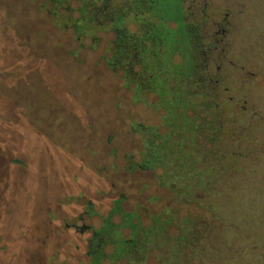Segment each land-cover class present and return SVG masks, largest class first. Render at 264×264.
Returning a JSON list of instances; mask_svg holds the SVG:
<instances>
[{"label": "rangeland", "instance_id": "obj_1", "mask_svg": "<svg viewBox=\"0 0 264 264\" xmlns=\"http://www.w3.org/2000/svg\"><path fill=\"white\" fill-rule=\"evenodd\" d=\"M51 1L0 0V264H88V239L115 207L147 225L149 213L172 205L169 188L157 185L160 170H132L130 161L141 159L152 128L167 131L164 106L141 83V90L127 84L119 62L108 65L116 48L113 17L112 27L122 30L126 23L134 35L123 32L118 40L131 55L151 47L147 35L158 23L116 20L126 0H105L104 6L100 0ZM53 3L73 19L84 5L94 7L91 30L85 28L90 33L76 37L72 27L57 23ZM216 3L221 14L238 21L224 57L213 54L210 77L220 81L217 93L230 101L232 116L243 110L263 116L264 0ZM187 7L184 22L192 19ZM149 9L144 4L136 11L143 16ZM140 30L144 34L135 36ZM201 51L194 50L199 59ZM174 52L170 48L165 57L172 54L173 66L180 65L176 54L183 52ZM189 59L203 68L192 54ZM174 86L170 80L164 87ZM151 198L162 203L150 204ZM194 213L185 206L177 215ZM110 219L118 222L119 216ZM169 231L175 233V226Z\"/></svg>", "mask_w": 264, "mask_h": 264}, {"label": "trees", "instance_id": "obj_2", "mask_svg": "<svg viewBox=\"0 0 264 264\" xmlns=\"http://www.w3.org/2000/svg\"><path fill=\"white\" fill-rule=\"evenodd\" d=\"M104 1L100 0L101 6ZM151 4L143 15L151 19L150 23H158L147 35L151 47L146 50L142 45L132 55L122 51L119 37L123 32L134 35L126 23L120 26L122 30L112 27L113 17L110 28L116 48L108 65L119 62L125 67L127 84L132 82L137 90L143 86L149 93H156L164 106L162 125L167 131L161 134L152 128L143 138L141 159L130 161L132 170H160L157 185L169 188L172 205L162 204L156 213H149L147 225L115 207L88 239V264H101L102 260L128 264H264V115L243 110L232 116L230 101L217 93L220 81L210 77L204 52L200 59L195 56L194 50L200 48L193 43L192 29L187 26L188 32L185 28L172 32L164 24L168 19L184 23V9L160 12ZM60 8L54 3L51 8L57 23L72 27L76 37L90 33L85 34V28L91 30L94 7L88 10L84 5L75 19ZM119 13L116 20L120 22L131 18ZM166 33L175 38H164ZM142 34L140 30L135 36ZM170 48L174 53L183 52L176 54L182 59L180 65L173 66L172 54L165 57ZM159 50L164 52L160 54ZM190 54L195 61L203 62V68L189 59ZM170 80L175 85L173 90L164 87ZM148 203L162 202L151 198ZM185 206H193L196 213L178 217L179 209ZM114 213L119 216L118 222L110 219ZM171 226H175V233L169 231Z\"/></svg>", "mask_w": 264, "mask_h": 264}, {"label": "flooded vegetation", "instance_id": "obj_3", "mask_svg": "<svg viewBox=\"0 0 264 264\" xmlns=\"http://www.w3.org/2000/svg\"><path fill=\"white\" fill-rule=\"evenodd\" d=\"M128 6L126 7L125 15L131 16L130 23L132 25H140V19L143 20V16L138 12L137 9L141 5H146L152 3L150 6L156 7L158 11H174L180 12L184 9V6L188 4L186 8L188 10L189 17L187 22H179L178 20L168 19L164 24L171 27L173 25L172 32H178L180 29L189 27L192 29L194 35L193 43L198 48L205 49V61L209 66L212 63L211 59L214 58V53L219 51V58L222 59L220 53L223 52L225 48L229 47L232 42V32L235 30L234 26L237 24L233 16H227L221 14L219 8H217L218 1L221 0H126ZM188 17V18H189ZM139 18V20H138ZM170 20V21H169ZM197 27H194V25ZM168 28V27H167ZM166 39L172 41L175 37H171L170 33H166ZM210 67V66H209Z\"/></svg>", "mask_w": 264, "mask_h": 264}]
</instances>
